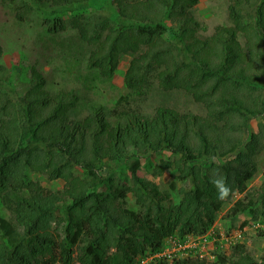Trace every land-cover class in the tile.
<instances>
[{"label": "trees", "instance_id": "obj_1", "mask_svg": "<svg viewBox=\"0 0 264 264\" xmlns=\"http://www.w3.org/2000/svg\"><path fill=\"white\" fill-rule=\"evenodd\" d=\"M94 1L108 15L73 16L67 26L60 16L85 9L88 0H50L56 10L42 12L44 34L73 30L79 47L91 48L86 66L101 74L112 75L119 59L131 56L126 88L147 93V79H155L165 93L188 94L205 115L157 107L144 116L116 102L108 111L91 105L79 117L80 96L53 92L41 67L30 66L22 96L13 101L0 91V206L11 216H0V264H138L135 258L160 253L167 237L207 233L232 195L245 192L255 155L264 152V120L243 139L250 121L264 118V0H230L231 25L209 37L198 35L190 13L198 0ZM0 2L19 22L32 12V0ZM164 151L173 158L153 173L175 174L182 184L176 204L175 181L161 190L138 175L141 158ZM119 167L127 177L112 176ZM29 172H48L63 187L47 189ZM219 177L231 188L223 200L212 183ZM128 194L139 212L128 208ZM229 209L228 218H264V181ZM149 264L205 263L185 257ZM212 264H264V257L218 253Z\"/></svg>", "mask_w": 264, "mask_h": 264}, {"label": "rangeland", "instance_id": "obj_2", "mask_svg": "<svg viewBox=\"0 0 264 264\" xmlns=\"http://www.w3.org/2000/svg\"><path fill=\"white\" fill-rule=\"evenodd\" d=\"M27 1L31 2V0ZM32 1V12L26 22H19L8 4L0 2V91L11 100L16 101L19 95L22 96L26 91L29 67L36 63L41 67L40 71L53 92L61 89L80 96L79 117L86 115L91 105H102L108 111L114 108L116 102L120 103V106L129 104L135 107L144 116L152 115L157 107L170 108L181 114L205 115L203 106L194 102L188 94L183 91L165 93L158 87L155 79H147L149 82L147 93L144 87L140 92L126 88L124 77L131 56H122L112 75L101 74L98 70L90 69L86 64L91 48L84 44L79 47L77 34L70 29L53 36V41L51 40L53 37L48 39L43 32L45 22L42 12L49 13L56 9L51 8L50 0ZM84 4H86L85 9L74 14L68 11L60 16V19L68 26L73 16L87 17V20L91 21L95 14L108 15L105 5L98 7L99 4L94 0H88ZM229 4L230 0H198L190 13L201 26L198 31L199 36L209 37L217 27L231 25L226 8ZM164 40L171 41V34L167 33ZM263 120L264 118L260 117L250 121L247 131L243 134L245 142L248 141L249 133L258 132V125ZM172 158L173 156L165 151L152 154L146 159L141 158L138 175L158 185L161 190L168 189L169 183L175 181L176 189L172 192L171 199L176 204L180 200L178 188L182 184L176 179L175 174L166 171L161 176H155L153 173L154 167L161 160ZM255 160L256 172L246 182L245 192L232 195L231 200L217 214L213 227L203 235L206 238L203 240V237L193 235L184 237V240H188L187 247L190 243L196 245L197 249H194V253H187L186 250L178 251L171 243L172 239H169L166 241L167 251L165 252L170 255L156 262L171 263L173 256L177 255L181 258L188 256L198 262L212 264L218 253L234 259L241 250L257 261L264 257V218L259 215L254 218L249 217L245 213L238 214L234 218L227 217L229 208L236 200L243 198L248 190L258 188L264 181V152L256 154ZM103 173L106 174V171ZM121 175L124 177L128 175L124 168L119 167L112 172L113 177ZM29 177L39 180L43 187L50 190H61L63 187L62 181H51L48 172L42 175L29 172ZM126 183L130 184L129 178ZM127 206L135 212L140 211L131 194H128ZM0 216L11 219L9 212L1 206ZM174 237L177 238V236ZM237 246L240 247L236 248ZM176 252L180 254H175ZM135 260L138 261V257Z\"/></svg>", "mask_w": 264, "mask_h": 264}, {"label": "clouds", "instance_id": "obj_3", "mask_svg": "<svg viewBox=\"0 0 264 264\" xmlns=\"http://www.w3.org/2000/svg\"><path fill=\"white\" fill-rule=\"evenodd\" d=\"M212 183H213V186L217 189V192H218V199H221V200H223V199H226L228 196H229V194H230V192H231V188L227 185V183H226V180L224 179V177H219V178H217V179H214L213 181H212ZM205 235V234H204ZM203 236H201V238H202ZM169 239H172V242L171 243H177V244H179V245H183L185 242H187L188 240H179L178 238H175L174 236H172V237H167V238H165V240H164V243H163V248H162V250H161V252L160 253H157V254H155V255H153V256H147V257H143V258H138V264H149L150 262H152L153 260H159L160 258H162V259H165L167 256H169V255H167L166 254V252L165 251H167V244H166V241L167 240H169ZM196 241H199V240H197L196 239ZM175 249H176V246H175ZM188 249V250H187ZM194 249H197V247L196 248H194ZM194 249H190V248H188V247H186L185 249H183V250H178V251H187V253H190V252H193L194 253ZM177 253H179V252H176L175 254H177ZM195 253H196V251H195ZM180 254V253H179ZM186 257H188V256H186ZM177 259H181V256H177V255H174L173 256V258H172V260H171V263L174 261V260H177Z\"/></svg>", "mask_w": 264, "mask_h": 264}, {"label": "built area", "instance_id": "obj_4", "mask_svg": "<svg viewBox=\"0 0 264 264\" xmlns=\"http://www.w3.org/2000/svg\"><path fill=\"white\" fill-rule=\"evenodd\" d=\"M205 238H206V236L203 237L202 239L204 240ZM186 244H187V242H185L183 245H179V244H177L176 242L174 243V245L176 246V249H177V250H183V249H185V248L187 247ZM199 244H200V243H199ZM188 248H190V249H194V248H196V245L190 243V244H188Z\"/></svg>", "mask_w": 264, "mask_h": 264}]
</instances>
